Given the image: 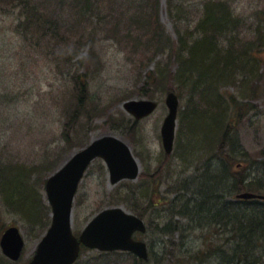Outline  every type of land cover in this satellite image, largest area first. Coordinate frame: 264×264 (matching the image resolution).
Masks as SVG:
<instances>
[{
	"label": "rangeland",
	"instance_id": "1",
	"mask_svg": "<svg viewBox=\"0 0 264 264\" xmlns=\"http://www.w3.org/2000/svg\"><path fill=\"white\" fill-rule=\"evenodd\" d=\"M228 1L234 15L251 18L248 22H255L264 17V0ZM198 2L200 0H160L159 22L173 39L177 38L178 29L184 32L197 21L195 4ZM152 4L153 0L103 2L100 11L95 12L103 25L85 24L75 30L86 35L80 52V56H86L80 61L85 66L79 68L66 64L68 61L57 60L61 55L60 51L55 52L56 48L52 47L53 43L49 42L48 36L45 40L36 37L41 44L34 45L33 43L39 42L28 37L36 33L32 27L28 36L21 33L20 7L4 11L0 9V169L7 165L34 168L33 173L26 177L21 176L20 180L28 185L27 191L36 204V215L32 216L28 209L11 202L7 194L10 189L6 185L11 181H6V174L1 171L0 241L9 226L16 225L25 240V246L21 258L12 261L4 254L0 245V264L29 263L51 223L52 209L45 191L47 178L74 153L104 135H114L130 146L139 160L140 175L135 180H123L113 185L110 183L104 160L96 159L77 190L73 207V232L79 235L87 222L100 210L121 206L127 211L138 212L148 224L149 234L138 235L149 244L152 259L148 264H164L162 256L166 253L165 264H195L197 261L194 263V259L198 260V264L218 262V258L214 256L210 261L209 258L204 261L196 255L210 247L220 249L218 246L227 236L222 232L219 235L213 234L217 232L213 230V225L209 226L213 217L202 215L204 211L199 203L203 200L207 202V198L196 195L195 199H190V208L183 212L189 215L188 218L179 216L175 211L182 210L187 199L193 197L197 191L207 192L200 188L203 181L213 178L219 172H225L223 168L226 174L233 168L226 163L222 152L218 153L215 149L216 142L211 145L208 139L209 126L199 122L198 114H193L181 131L180 111L187 106L188 98L185 97L189 94L180 96L178 91L183 90L181 87L178 89L179 83L169 80L167 89L161 84L152 85L150 94L139 90L146 83L144 68L153 69L158 60L162 65L169 61L165 55H159L160 59L154 60L147 67L150 60L148 62L146 58L152 56L151 52L147 53L146 49V52L135 50L134 41L125 36L128 29L125 24L127 16L140 9L146 13V21L150 20L153 16ZM125 6L129 12L124 17L122 10H125ZM180 6L187 10H180ZM112 10H115L114 14ZM114 16H117L115 20ZM97 18L93 20L96 22ZM117 23V28L120 29L114 32L113 28ZM248 31L254 35V31ZM250 34L248 36L251 37ZM78 35L74 33L75 38ZM72 61L75 63L78 60ZM171 66L173 69L177 68V64L173 62ZM262 68L263 66L260 71ZM75 73L88 79L90 85L87 95H90L84 111L81 112L82 116H78L69 126L72 140L68 142L62 136L65 124L73 116L76 107L74 103L78 99V85L75 77L72 79ZM257 81L253 82V85L257 83V90L251 97L247 96L246 92L242 95L236 88L229 89V92L236 96L238 93L240 100L250 103V109L254 105L232 130L230 140L226 144L225 155H238L237 160H232L238 166L242 164L238 162L245 159L240 153L243 151L252 160L264 161V79ZM171 90L179 96L180 107L177 121L178 139L174 151L167 154L162 142L161 127L169 111L166 96ZM131 99L156 101L157 109L150 116L137 121L124 106L125 102ZM180 131L181 137L186 134L187 143L190 142L186 149L183 148L185 145L179 143ZM197 133L202 134V137ZM196 142L202 146L209 145L208 150L199 154L195 151L198 147H195ZM177 176L185 184H189L186 193L176 195L178 191L175 187L169 189L171 178ZM18 183L24 185L19 181ZM158 183H162V186L159 193H155ZM166 197L176 198L177 205L167 208ZM218 202L211 201L205 208H212L211 213L216 212L214 210H225V201ZM164 228L174 234V237L164 235ZM170 240H174L175 245L168 243ZM104 253L83 248L76 264L136 263L135 257L127 252Z\"/></svg>",
	"mask_w": 264,
	"mask_h": 264
},
{
	"label": "trees",
	"instance_id": "2",
	"mask_svg": "<svg viewBox=\"0 0 264 264\" xmlns=\"http://www.w3.org/2000/svg\"><path fill=\"white\" fill-rule=\"evenodd\" d=\"M105 1L107 0H0V9L4 11L20 7L19 29H22L21 33L29 34V29L31 31L30 27H32L36 33L27 35L31 39L37 40L39 36L45 40L48 36L49 42L53 43L52 47L56 48L55 52L60 51L61 55L57 60L68 61L66 64L72 67L76 65L79 68L85 66L80 61L86 56H80V52L85 44L86 35L82 31L78 33L75 30L91 23L102 26V21L96 17L95 12L100 11L103 6L101 4ZM159 3L160 0H153V16L150 20L146 21L144 15L146 13L139 9L134 14L127 16L125 22L128 27L125 36L134 41L135 50L144 52L146 49L147 53L151 52L152 54L146 58L148 62L150 60L147 67L157 60L159 55H165L169 60L163 65L158 60L153 69L144 68L146 83L139 90L150 94L152 85L161 84L164 89H167L169 80L179 83L178 89L181 87L183 90L181 92L179 89L180 96L189 94L185 97L188 98L187 106L182 112L180 111L181 131L183 125H186L188 120L194 116L193 114H198L199 122L209 126L208 139L211 141V145L216 142L215 149L218 153L222 152L226 163H229L228 165L233 168L228 174L223 168L225 172H219L213 178L203 181L200 188L207 192L197 191L193 197L186 200L187 203L182 207V210L175 212L181 217L188 218L189 215L183 213L190 208L188 202L191 198L195 199L196 195H202L208 200L199 203L204 211L202 215L213 217L211 222L208 221L209 226L213 225V230L217 231L213 234L219 235L222 232L227 235L218 246L223 251L210 247L208 250H201L196 254L199 259L207 261L209 258L210 261L214 256L218 258L216 264H264V200H242L237 197L238 194L244 192L264 195V161L252 160L243 151L240 153L245 159L238 164L242 163L241 165H243L244 161L247 163L238 166L237 163L232 162V160H237L238 155L233 153L225 155L226 144L230 140L232 130L254 107L253 105L250 109V103L240 100L239 94L237 93L236 96L232 92L230 93L229 89L236 88L242 95L246 92L247 96L251 97L257 90V83L253 85V82L257 80L260 82L264 79V17L256 20L257 22H248V19H252L234 15L228 5V0H200L195 4L197 21L193 22L192 27H188L189 29L184 32L182 29H178L177 38L173 39L159 22ZM183 9L187 10L180 6V10ZM122 12L125 17L128 15L129 9L125 6V10ZM112 13L114 14L115 10H112ZM93 18H97V21L95 22ZM113 18L115 20L117 16ZM118 25L119 23L113 28L114 32L120 29L117 28ZM248 30L254 31V35L250 34ZM74 33L79 34L77 38L74 37ZM134 33H136L135 36ZM249 34L252 36H248ZM37 41L39 43L33 44L40 45L41 41ZM72 60L78 61L74 63ZM171 62L177 64L176 69H173ZM261 66H263L262 71H260ZM75 74L72 79L74 80L75 77L78 85V99L74 103L76 107L73 116L65 124L62 136L68 142L72 140L69 126L84 111L90 95H87L88 85H90L88 79L83 78L82 74ZM224 93H228L230 96ZM191 103L192 106H190ZM181 131L179 143L185 145L183 148L186 149L190 142L187 143L186 134L181 137ZM197 135L201 136L202 134L197 133ZM177 139L178 134L176 141ZM197 145L195 151L197 150L196 152L199 154L207 151L209 147L206 144L202 146L199 142L198 144L196 142L195 147ZM2 170L3 174H6V181H11L6 184L10 189L9 192L7 191L10 201L28 209L31 215L35 216L36 204L27 191L29 187L25 181L20 180L21 176L26 177L33 173L34 168L7 165ZM2 170L0 169V173ZM173 177L168 183L169 189L175 187L178 191L176 195L186 193L189 184H185L178 178L179 176L174 179ZM18 181L23 183L26 188ZM161 186L162 183L157 184L155 193H159ZM149 195L151 197V193ZM175 199L166 197V207L177 205ZM220 200L225 201V210H214L216 212L211 213L212 208H205L209 202L219 203ZM205 212L207 215H204ZM162 231L164 235L174 237V234L168 232L166 228ZM169 242L175 245L174 240ZM220 251L222 253L219 260ZM133 256L136 262L134 264H148L152 259L151 252L147 261ZM166 257L167 253L162 256L164 264ZM195 261L197 262L195 263ZM194 263L198 264V260L194 259Z\"/></svg>",
	"mask_w": 264,
	"mask_h": 264
},
{
	"label": "water",
	"instance_id": "3",
	"mask_svg": "<svg viewBox=\"0 0 264 264\" xmlns=\"http://www.w3.org/2000/svg\"><path fill=\"white\" fill-rule=\"evenodd\" d=\"M179 103L178 95L173 91L168 92L166 104L169 111L161 128L167 153H171L174 146ZM157 105L156 101L150 99H131L124 104L125 109L137 119L153 113ZM96 158L104 160L111 184L124 179L134 180L139 176L140 165L130 146L114 135L96 138L74 153L46 180L45 191L52 207V222L29 264H74L82 246L100 251H131L141 258H148L147 243L133 237L136 231H146L144 220L121 206L101 210L79 236L74 234L72 214L75 195L87 167ZM239 197L264 199V195L253 193H242ZM1 246L11 259L20 258L24 239L18 226H10L5 231Z\"/></svg>",
	"mask_w": 264,
	"mask_h": 264
}]
</instances>
